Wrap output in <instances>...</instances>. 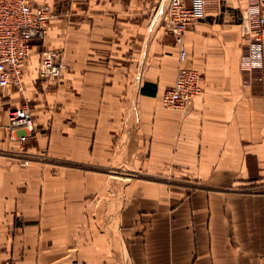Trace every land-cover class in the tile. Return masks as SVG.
Segmentation results:
<instances>
[{"label":"crops","instance_id":"1","mask_svg":"<svg viewBox=\"0 0 264 264\" xmlns=\"http://www.w3.org/2000/svg\"><path fill=\"white\" fill-rule=\"evenodd\" d=\"M29 1L55 15L21 62L24 89L0 86V264H264V87L260 68L240 66L247 0H204L182 32L201 85L183 111L161 100L179 64L167 0ZM43 49L67 64L55 80L38 76ZM23 102L34 132L20 142L6 123ZM116 165L172 175L116 178Z\"/></svg>","mask_w":264,"mask_h":264},{"label":"built area","instance_id":"2","mask_svg":"<svg viewBox=\"0 0 264 264\" xmlns=\"http://www.w3.org/2000/svg\"><path fill=\"white\" fill-rule=\"evenodd\" d=\"M264 0H247L241 19L242 34L249 39L240 58L243 69L260 68L264 87V40L262 38ZM204 0H167L162 25L172 34L178 45V68L174 81L162 94V103L169 108L183 111L190 100L201 92L200 74L184 64L187 51L181 34L203 16ZM55 15L47 4L32 7L29 0H0V86L12 84L18 91L24 89L21 62L28 55L32 40L43 39L48 21ZM67 64L59 54L50 49L40 51L38 76L57 79ZM8 136L11 140L25 141L34 132L33 116L27 102L10 108L7 112ZM22 165L27 160L21 161Z\"/></svg>","mask_w":264,"mask_h":264},{"label":"rangeland","instance_id":"3","mask_svg":"<svg viewBox=\"0 0 264 264\" xmlns=\"http://www.w3.org/2000/svg\"><path fill=\"white\" fill-rule=\"evenodd\" d=\"M112 174L116 178H150V179H156V178H170L171 171L166 172L165 174H158V173H149L147 171L141 170V169H125L122 165H116L115 168L112 170ZM172 175V174H171Z\"/></svg>","mask_w":264,"mask_h":264}]
</instances>
